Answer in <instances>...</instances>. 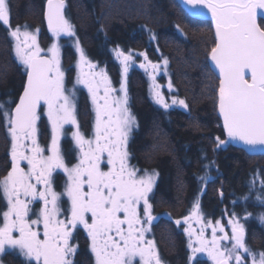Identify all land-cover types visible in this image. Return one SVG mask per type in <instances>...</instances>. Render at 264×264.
<instances>
[{"label":"snow or ice","instance_id":"snow-or-ice-1","mask_svg":"<svg viewBox=\"0 0 264 264\" xmlns=\"http://www.w3.org/2000/svg\"><path fill=\"white\" fill-rule=\"evenodd\" d=\"M183 3L193 9H207L210 30L214 29L207 54L210 63L206 61L202 67L216 84L215 107L227 140L216 136L213 152L227 143L249 150L261 146L264 151V0ZM65 7V0H47L44 10L48 30L57 41L62 36H76ZM0 24L6 26L15 60L26 78L18 99L9 96L0 101V128L6 134L11 161L10 169L0 176V201L6 205L0 209V255L18 250L26 264H76L79 245L72 241L74 233L83 229L90 264H165L157 242L148 235L158 218L152 197L159 173L130 163L128 141L138 124L128 106L126 80L117 94L106 72L95 71L97 66L86 59L80 41H74L80 69L75 84L87 89L95 113L92 135L86 138L77 118L76 88L66 87L59 44L52 43L45 51L37 42L38 28L32 31L27 24L13 28L9 0H0ZM113 52L126 76L134 63L131 51L125 54L116 47ZM138 55L148 61L145 53ZM162 59L167 74L169 61ZM85 64L88 73L83 71ZM140 67L146 72L152 69L149 77L155 103L166 110L175 105L188 110L185 100L174 96L168 104L158 90L153 73L160 69L159 64L148 61ZM168 87L173 91L171 82ZM45 118L51 135L50 141L42 144L40 125ZM65 125L75 128L71 136L76 162L71 166L61 145ZM214 164L211 160L203 165L205 174L198 177L203 185L200 194L214 179L208 172ZM57 172L66 177L61 192L54 188ZM220 194L223 196L222 190ZM253 195L260 211L250 213L246 208L243 219H256L264 228V172L253 174L244 201ZM62 197L67 198L66 208L62 207ZM175 223L179 226L181 220ZM183 223L192 253L190 264L197 253L206 254L211 264H264V248L253 249L248 244L245 223L238 214L229 219V235L219 220L205 222L198 196ZM206 229H211L210 238Z\"/></svg>","mask_w":264,"mask_h":264},{"label":"trees","instance_id":"trees-1","mask_svg":"<svg viewBox=\"0 0 264 264\" xmlns=\"http://www.w3.org/2000/svg\"><path fill=\"white\" fill-rule=\"evenodd\" d=\"M45 2L9 0L12 27L27 24L31 30L38 28L43 46L49 41L43 16ZM65 5V15L75 26L85 56L104 68L113 83L121 75L113 49L119 47L125 54L131 51L134 57L124 76L128 106L138 124L133 129L130 148L139 163L159 173L153 199L155 213L164 215L156 227L165 264H189L190 250L182 220L189 215L198 196L205 222L238 214L245 223L248 244L253 249L264 248V228L256 219H243L246 208L250 213L260 211L254 195L248 202L243 197L253 174L264 172V155H247L235 143H227L213 152L216 136L225 140L227 137L223 135L215 107L216 84L202 67L214 36L211 18L190 12L183 0H65ZM61 46L63 67L70 79L73 51L63 41ZM141 52L152 63L168 59L173 91L163 86L164 75L156 77L158 90L168 104L174 96L185 100L188 110L177 105L166 110L155 103L150 77L140 67L148 61L136 54ZM24 79L6 26L0 24V101L9 96L18 99ZM83 107H77L80 115ZM5 135L0 128V176L11 166ZM211 160L215 164L208 172L214 179L200 194L203 185L198 177L205 174L203 165ZM259 183L257 180V188ZM177 219L181 220L179 226L175 223ZM192 264L211 263L198 258Z\"/></svg>","mask_w":264,"mask_h":264},{"label":"flooded vegetation","instance_id":"flooded-vegetation-1","mask_svg":"<svg viewBox=\"0 0 264 264\" xmlns=\"http://www.w3.org/2000/svg\"><path fill=\"white\" fill-rule=\"evenodd\" d=\"M84 101L87 102L86 99ZM83 108H82V110L84 111L83 114L80 115L79 112H77V118H78V122L80 125V130L85 134L87 138L92 135V130H93L92 126L94 123L92 120L94 116H93V112L91 111L88 102L85 104V107ZM40 128H41L40 141L42 144H47V142L49 141L50 135L48 134L46 119H44V121L41 123ZM132 132L130 134L129 141H128V151L130 153V163L140 169L152 170L151 167L144 166L141 163H139L134 152L131 150L130 139L132 136ZM62 136L63 137H61V145H62L63 153L66 156V162L69 163V166H71V164L76 162V151L74 150V142L72 141V136H71V133H69V131L64 133ZM8 158L10 159L9 155H8ZM65 180H66V177H64L62 172H57L54 174L53 183H54V188L57 192L63 191V185H64ZM156 186L154 187V190ZM62 200L65 202L62 204V207L66 208L67 198L62 197ZM152 203L154 205L153 197H152ZM4 207H6V205H4L2 201H0V209H3ZM155 211H156V207L154 206V215H156L158 218L156 221H154L153 230L148 235H149V238H154L158 245L156 226L158 222L160 221V218H163L164 215H157ZM74 237L75 238L72 241V243L79 245V252H78V255L75 257L76 264H90L91 253L88 250V240H87L86 233L83 232V229H80L78 233H74ZM158 251L162 257L163 253L161 249L159 248V246H158ZM0 260H2V264H26L24 258L18 254V250H7L6 254L0 255Z\"/></svg>","mask_w":264,"mask_h":264},{"label":"rangeland","instance_id":"rangeland-1","mask_svg":"<svg viewBox=\"0 0 264 264\" xmlns=\"http://www.w3.org/2000/svg\"><path fill=\"white\" fill-rule=\"evenodd\" d=\"M37 29V28H36ZM31 30V29H30ZM32 31H35V30H32ZM39 33H40V30H39V32L37 33V42L39 43V45H40V47L42 48V49H44L45 51H47V49L51 46V44L52 43H58L59 44V46H60V54H61V65H62V69L64 70V72H65V82H66V87L67 88H69V89H71V88H73V86H75V88H76V91H77V96H76V98H75V102H76V105H80V104H82V106H84L85 107V104L88 102V104H89V106H90V109H91V111L93 112V116L95 117V113H94V111H93V105H92V103H91V98H90V96H89V93H88V91H87V89L86 88H84L82 85H76L75 84V80H76V76H77V74H78V72L80 71V69H78L77 68V64H78V62H79V53L77 52V50H76V48H75V44H74V41L75 40H77L78 38H77V36H75V37H72V38H69V37H64V36H62V37H60L59 38V40L57 41L56 40V38H54L53 36H52V34H51V32H47V37H49V41H48V43L47 44H45V46H43V44H42V42H41V40H40V38H39ZM10 39H11V37H10ZM11 41H12V39H11ZM61 41H63L64 43H66V44H68L69 45V47H71L72 48V51H73V58H74V62H73V65L71 64V66H72V69H73V72H72V75H71V77H70V79H67V72H66V68L64 69V67H63V58H62V46H61ZM13 43V42H12ZM80 46H81V44H80ZM81 48L83 49V47L81 46ZM84 51V50H83ZM136 54H138V53H136ZM140 56V55H139ZM15 57V56H14ZM86 57V56H85ZM86 59L90 62V63H92V64H95L97 67H96V69H95V71H100L101 69L102 70H104L105 72H106V70L104 69V68H102V67H99L98 65H97V63H95V62H93V61H91V60H89V58L88 57H86ZM118 62H119V64H120V66H121V75L119 76L120 78H119V80H118V82H116V83H113V80L109 77V75L107 74V72H106V74L108 75V77H109V80L111 81V84H112V86L115 88V89H117V94H120L119 93V89H120V86H121V83H122V81H125L126 80V78L124 77L125 76V74L123 73V66L121 65V63H120V61L118 60ZM159 65H160V69L157 71V72H155V73H153L154 75H155V77H158V75H164V78H165V81H164V83H163V86H166V88L169 90V87H168V84H169V82H171L170 81V75L168 74V71H167V74H165V66H164V64H163V61H161V63H159ZM131 67V65L129 66V68ZM167 68H168V66H167ZM144 69V68H143ZM145 70V69H144ZM83 71L85 72V73H88L89 71H90V69L88 68V66H87V64H85V65H83ZM146 72V71H145ZM149 73H152V69L151 68H148V70H147V72H146V74H148V76H149ZM159 78V77H158ZM150 79V78H149ZM157 79V78H156ZM127 82V81H126ZM150 89L152 90V87H153V82H152V80L150 79ZM169 96H171V94H169ZM168 96V97H169ZM87 100V102L86 101H84V100ZM172 100V99H171ZM171 100H170V102H171ZM165 101H167V99L165 100ZM169 102V103H170ZM173 107V106H172ZM176 107H179L178 105L176 106ZM84 109V108H83ZM94 117H93V122H94ZM46 119V118H45ZM46 124H47V119H46ZM94 124V123H93ZM92 129H93V126H92ZM47 130H48V134L49 135H51V132H50V126H48L47 125ZM69 131V133H72L73 131H75V128L72 126V125H65L64 126V130H63V132L64 133H66V132H68ZM63 137V136H62ZM49 141H50V138H49ZM48 141V142H49ZM47 142V143H48ZM232 215H225V217L223 218V219H218L220 222H221V225L225 228V230H226V232L230 235L231 234V227H230V225H229V219H230V217H231ZM213 223H215V221H212ZM182 223H183V220H182ZM183 226L186 228L187 227V225H185L184 223H183ZM193 226H195L196 228H197V231H199V226H197V225H195V222L193 221ZM220 233H218V235H219ZM185 235H186V233H185ZM206 235L210 238V236H211V229H206ZM186 237L188 238V243H189V237L186 235ZM195 238L193 237V240H194ZM230 246V245H229ZM190 250V249H189ZM192 255V253H191V250L189 251V257ZM188 257V258H189ZM198 258H200V259H203V260H206V261H208V262H210L211 263V261L207 258V256H206V254H203V253H197L196 254V259H198ZM195 259V260H196ZM193 262V261H192ZM192 262H191V264H192ZM189 264H190V261H189Z\"/></svg>","mask_w":264,"mask_h":264},{"label":"water","instance_id":"water-1","mask_svg":"<svg viewBox=\"0 0 264 264\" xmlns=\"http://www.w3.org/2000/svg\"><path fill=\"white\" fill-rule=\"evenodd\" d=\"M46 3H47V0L45 2V7H44V10L46 8ZM185 5V4H184ZM187 9H189L190 12L192 13H195L197 11H199L200 13L202 14H197V15H200V16H204V17H210V14L207 12V9H203V8H199V9H193L191 8V6H188V5H185ZM43 16H44V12H43ZM211 18V17H210ZM44 23H45V26L48 30V26H47V21L44 19ZM212 26V25H211ZM49 31V30H48ZM50 32V31H49ZM213 34H214V29H213ZM210 62V61H209ZM26 79V78H25ZM24 79V80H25ZM22 92V90H21ZM217 116H218V111H217ZM221 122V121H220ZM221 127H222V122H221ZM236 146H238L239 148H241L247 155H251V156H259V155H264V151L261 150V146H257V148L255 150H249L247 148H245L243 145H240L238 143H235Z\"/></svg>","mask_w":264,"mask_h":264}]
</instances>
